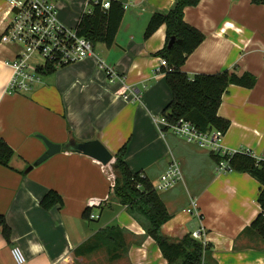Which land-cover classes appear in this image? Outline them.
Segmentation results:
<instances>
[{"label":"crops","instance_id":"obj_1","mask_svg":"<svg viewBox=\"0 0 264 264\" xmlns=\"http://www.w3.org/2000/svg\"><path fill=\"white\" fill-rule=\"evenodd\" d=\"M53 1L61 24L68 10L77 21L90 13L89 0ZM118 1L127 8L114 44L96 43L94 57L43 74L28 93H7L14 54L10 47L0 50V139L13 152L8 167L0 166V215L10 229L8 242L0 229V264H16L14 247L23 264H166L156 243L112 196L111 165L121 148L128 169L153 187L172 163L178 166L180 179L156 191L169 215L160 228L164 237L178 242L199 231L195 241L207 247L213 264H264V242L248 229L260 211L259 183L247 173L217 171L211 150L159 122L170 123L163 112L171 94L165 74L156 72L161 58L155 55L164 46L165 26L147 39L143 32L149 17L167 12L174 0ZM183 21L203 35L180 68L189 79L221 71L254 77L252 88L230 85L223 93L217 116L229 126L217 145L264 161V5L199 0L184 9ZM43 139L60 145V152L24 173L46 151ZM93 140L112 155L110 165L71 149V143ZM48 191L60 196L61 207H40ZM85 208L90 222L81 217ZM106 227L123 232L124 254L109 260L101 248L75 255Z\"/></svg>","mask_w":264,"mask_h":264},{"label":"trees","instance_id":"obj_2","mask_svg":"<svg viewBox=\"0 0 264 264\" xmlns=\"http://www.w3.org/2000/svg\"><path fill=\"white\" fill-rule=\"evenodd\" d=\"M102 0H89L90 13H81L75 28L77 34L96 43L110 48L120 26L124 9L121 1L109 0L108 8L103 9ZM199 0H174L173 6L165 13H153L145 26L143 38H149L161 25L165 26L164 46L155 55L163 58L166 68H161L165 74V83L171 99L166 106L163 116L170 123L183 119L194 125L200 132L217 130L223 135L229 123L217 116V110L226 88L235 85L252 88L255 79L248 73L237 76L227 71L216 74H197L189 79L182 71L186 56H188L203 40V35L194 27L184 23L183 11L187 7L196 6ZM253 5H264V0H249ZM180 40L170 49L167 44L170 38ZM54 69L45 67L43 74H50ZM42 74V75H43ZM13 155L11 148L0 139V166L8 167ZM124 149L121 148L114 155L111 165L114 175L112 196L126 212L143 228L145 234L157 245L166 264H213L207 254V247L185 235L178 242L164 237L161 226L169 220V215L160 201L151 183L137 173L131 172L124 159ZM210 157L216 164L223 160L228 171L247 173L260 185L257 203L260 211L250 223L248 229L254 232L264 242V161L255 159L246 152H233L220 156L210 151ZM43 210L54 206H62L60 196L54 191L44 194L39 203ZM90 209L85 208L82 219L90 222ZM0 229L5 241H9L10 229L5 219L0 215ZM105 248L109 260L118 259L126 252L123 232L117 227H106L86 243L75 249L76 256L88 255L98 249Z\"/></svg>","mask_w":264,"mask_h":264},{"label":"built area","instance_id":"obj_3","mask_svg":"<svg viewBox=\"0 0 264 264\" xmlns=\"http://www.w3.org/2000/svg\"><path fill=\"white\" fill-rule=\"evenodd\" d=\"M0 2L4 7L0 22V45L12 48L14 54L9 63L11 75L7 83V93L30 92L40 83L45 67L55 70L94 57L90 41L79 36L76 28L65 27L60 23L53 0H0ZM101 6L107 9L108 1H101ZM126 8L127 6L123 5V9ZM86 12L89 13V10ZM96 62L98 69L106 71L108 77L112 76L111 69L98 59ZM162 67L166 68L163 58L159 60L156 72H162ZM159 122L174 135L220 156L233 153L224 152L218 147L222 135L217 130L200 132L183 119L167 123L162 118ZM217 171H228L225 161L217 163ZM179 179L178 166L172 163L153 188L155 191H162ZM191 207L194 208L193 202ZM187 212L191 213V210L188 209ZM191 238L199 240V231L193 232ZM10 254L16 264H23L25 261L21 251L16 247L10 250ZM200 264H203V261Z\"/></svg>","mask_w":264,"mask_h":264},{"label":"water","instance_id":"obj_4","mask_svg":"<svg viewBox=\"0 0 264 264\" xmlns=\"http://www.w3.org/2000/svg\"><path fill=\"white\" fill-rule=\"evenodd\" d=\"M175 43H180V40H176L173 37L170 38L167 44V49H170ZM43 141L46 146V151L32 165L28 166L24 173L29 172L34 166L40 165L49 157L59 153L62 148L60 145L52 144L44 139ZM71 149L96 160L102 166L110 165L112 162V155L96 140L83 143H71Z\"/></svg>","mask_w":264,"mask_h":264},{"label":"rangeland","instance_id":"obj_5","mask_svg":"<svg viewBox=\"0 0 264 264\" xmlns=\"http://www.w3.org/2000/svg\"><path fill=\"white\" fill-rule=\"evenodd\" d=\"M3 9H4V7L0 2V22H1V19L3 18V16H2ZM67 12L68 13H66L65 17L68 18V20L66 23H65V21H64V23L62 22V25H64L65 27L74 28V26L77 22V17H76V19H74V17H72V15H70V11L68 10ZM6 47L7 46H5V45H0V50L4 49ZM93 223H95V222H93Z\"/></svg>","mask_w":264,"mask_h":264}]
</instances>
